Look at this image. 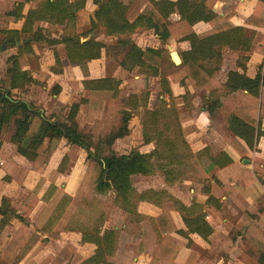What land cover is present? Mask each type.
<instances>
[{"label":"trees","instance_id":"1","mask_svg":"<svg viewBox=\"0 0 264 264\" xmlns=\"http://www.w3.org/2000/svg\"><path fill=\"white\" fill-rule=\"evenodd\" d=\"M86 3L87 0H41L38 8L24 13L26 2H21L0 16L2 21L8 23L23 20L20 29H4V36L0 40V51L9 48L17 50L8 57L5 75L0 78V149L3 146L2 131L6 126L13 124L11 142L16 145L17 152L32 162L35 171L43 173L49 162V157L43 152L45 141L65 139L68 144L83 149L87 159L97 162L99 174L95 189L98 193L105 194L113 191L116 194L117 204L139 218H143L138 212L140 202L147 201L160 205L168 198L174 201L183 214L187 230L181 232L187 236L190 233H197L204 239H208L213 232V227L206 220L205 214L195 213L196 205L195 207L185 206L165 190L151 189L135 193L132 176H148L160 172L169 184L183 179L205 182L207 180L205 175H202L204 178L199 177L202 172L190 174L187 170L186 166L190 159L194 156L199 159L206 156L210 158V167L222 168L232 163L233 158L227 152L212 155L208 148L194 154L182 131L177 109L167 107L164 97L159 99L154 109H148V92L143 95L140 106L139 96L131 95L129 108L122 111L121 124L114 127L107 136L100 138L95 144L93 138L83 132L79 119L81 105L88 103L90 99L84 97L74 102L67 113L46 115L41 108L22 98L21 93L37 82L28 68V55L35 53V43L45 42L50 46L64 44L66 57L71 63L86 65L92 60L99 59L103 49L107 48V44L98 39L102 30L105 35L116 37L114 46L120 48V51H125L120 62L122 70L143 68L149 69L151 75L159 76L162 73L160 50L152 47L142 48L134 41L133 35L154 30L165 42L172 36V27H174L177 33H183L180 40L189 41L191 47L180 53L183 59L180 65L169 60L165 62L163 69L167 66L176 82L184 84L190 80L195 88L209 89L214 97L211 96L208 99L207 110L212 113L221 106V96L239 90L246 91L254 98L260 96L264 88V65L261 64L258 67L254 77L249 76L244 61L248 60L247 56H242L239 60V66L243 68V71H229L225 82L213 76L222 64L223 47L250 51L254 45L255 33L247 34L244 26L231 25L216 13L213 10L215 0H150L144 10L133 19L129 16V6L124 0H93L97 9L91 21V27L87 31L78 33L76 28L78 12L85 8ZM174 13L180 16V19L175 22L171 20V15ZM255 19H257L256 13L246 22L264 24L263 20L255 21ZM42 22L63 24L65 30L59 37L50 36L49 30L38 24ZM199 22L210 23L212 27L208 31L197 33L192 27ZM255 48L264 54V35L257 41ZM55 60L56 65H62V59L56 51ZM52 71L63 72L56 67H53ZM81 83L83 91H112L113 95H117L122 77L85 78ZM60 90V85L54 87L55 94L60 93ZM165 92L170 96V87H167ZM141 106L147 109L142 122L139 146L154 143L155 147L149 152H143L140 149L141 146H135L129 153H119L115 150L114 143L117 139L131 134L130 121L134 112ZM101 109L102 106L99 113ZM257 112L255 105L245 102L227 119L228 129L251 148L261 136H264L262 121L257 119ZM67 160L68 156L65 155L58 167L59 172H65L64 165ZM49 188L54 186L51 185ZM204 188L209 190L207 186ZM71 198L70 194H65L47 223L39 228L28 216L11 205L10 198L4 196L0 203V234L7 224L8 217L16 218L21 222L15 237L4 251V258L11 264H20L39 237L37 231L58 237L59 234L52 231L53 225L61 217ZM209 201L216 202L213 196H210ZM162 220L170 225L164 213L157 217L159 224ZM103 225L92 229L83 227V242H92L97 248L95 253L82 264H103L107 256L114 253L117 245L116 233L114 229L103 230ZM163 230L169 233L172 227H163ZM168 242L174 241L163 237L155 259L150 264H157L158 258L162 257V244ZM166 250H169L168 245ZM259 261L258 264H264V255Z\"/></svg>","mask_w":264,"mask_h":264},{"label":"rangeland","instance_id":"2","mask_svg":"<svg viewBox=\"0 0 264 264\" xmlns=\"http://www.w3.org/2000/svg\"><path fill=\"white\" fill-rule=\"evenodd\" d=\"M26 4L40 2L41 0H22ZM129 6V16L135 18L142 12L150 0H124ZM19 0H0V16L10 10ZM30 2V3H29ZM28 5L25 11L28 10ZM97 6V5H96ZM86 8L78 12L76 28L78 33L87 31L91 27L94 12L97 9ZM178 15L173 14L171 20H178ZM23 20L19 22H4L0 18V40L4 36V29L20 28ZM46 27L48 34L59 37L65 30V25L60 23L49 24L48 22L38 23ZM99 30L101 28L99 27ZM148 32V31H147ZM133 35L136 43L144 49L148 47L160 50L161 74L151 75L149 69L133 68L122 70L120 62L125 51H120L116 45V37L105 35L102 30L98 39L107 44L103 49L99 59L92 60L86 65L71 63L66 57L64 44L50 46L45 42L35 43V53L28 55V67L37 76L36 83L21 93L22 98L32 101L33 104L41 108L46 115L57 113H67L74 102L86 97L90 99L88 103H83L80 107L79 119L83 132H91L94 135V143L107 136L114 127L121 124L122 111L129 108V97L139 96L138 104H142L143 95L149 93L148 107L157 106L161 96L167 101V107L176 108L179 114L182 109L193 106V100L200 101V107L206 104V94L201 91H194L192 94L188 87L180 86L173 80L171 71L167 66L163 69L165 62L172 60L171 52L181 53L186 44L180 40L177 29L172 27V36L167 41H162L159 36L150 30ZM85 39V38H84ZM139 45V44H138ZM55 51L62 59V65H56ZM17 52L16 48H9L0 51V78L4 77L7 68V59L11 54ZM173 61V60H172ZM62 69V73L52 71V68ZM222 67L220 76L223 77ZM97 77H122V83L117 95L112 91H83L82 80L85 78ZM60 85V93L55 94L54 87ZM171 89V95L166 91ZM185 93V94H184ZM163 94V95H162ZM100 106H102L99 113ZM145 107H139L130 121L132 135L119 144L118 152H128L135 146H139L142 122L145 117ZM13 124L6 126L2 131L3 146L0 149V200L5 194L8 195L11 205L17 211L28 216L34 224L42 228L52 216L57 204L65 194L71 193V201L66 206L54 225L52 231L59 236L37 231L38 238L30 247L20 262L22 264H77L80 257L75 255L73 248L75 244L67 246L65 249V238L73 240L71 234L65 231L74 228L92 229L97 226H110L116 233L117 242L120 238L139 232L144 228L145 235L151 240V222L144 218H139L134 213H128L116 202V194L109 191L105 194L98 193L95 189L98 177V164L92 159H87L86 152L78 146H72L63 139H53L45 141L43 152L49 157L46 170L41 175L34 173L33 164L17 152V147L11 142ZM141 146V147H140ZM140 149H145L140 145ZM68 156L64 165L65 172L61 173L58 167L62 158ZM194 156L187 164L190 174L204 172L208 161L201 162ZM138 184H140L138 182ZM137 184V185H138ZM51 185L54 188H49ZM52 189V191H51ZM134 192L138 193L137 187ZM48 196V197H47ZM47 197V199H46ZM6 229L0 236V264H11L4 258V251L11 242L8 238L19 227V220L7 218ZM142 222V223H141ZM48 235V238L45 236ZM7 242L6 247H1ZM75 245V246H74ZM221 248V247H220ZM219 248V249H220ZM75 249V248H74ZM220 251H223L221 248ZM73 252V253H72ZM216 250V255L218 256ZM220 259V258H219ZM218 260H215L218 264ZM220 264V262H219Z\"/></svg>","mask_w":264,"mask_h":264},{"label":"crops","instance_id":"3","mask_svg":"<svg viewBox=\"0 0 264 264\" xmlns=\"http://www.w3.org/2000/svg\"><path fill=\"white\" fill-rule=\"evenodd\" d=\"M21 2L25 1L19 0L11 9ZM31 3L33 4H25V7L26 5L29 6L28 10L38 8L40 2L32 1ZM95 6L93 0H87L83 9H93ZM213 10L231 25L244 26L247 34L254 35L255 33L254 45L250 51H238L228 46L223 47L222 64L213 76L225 82L229 71H243V68L239 66V60L242 56H247L248 60H244L247 73L249 76L254 77L258 67L261 64L264 65V54L255 48L257 41L264 35V24H248L246 21L254 13L257 17L255 21H264V0H215ZM27 11L24 8V13H27ZM211 27L210 23L199 22L192 28L197 33H203L210 30ZM183 42L186 44L183 51L191 47L189 41ZM138 44L140 45V43ZM222 67L226 68L223 71V74L225 73L223 77L220 76ZM33 76L37 77L34 72ZM175 83L188 87L192 94L194 91H201L206 94V104L200 107V101L194 99L193 106L182 109L180 114L182 131L192 152L196 154L204 148H208L212 155L227 152L233 158V162L222 168L210 167L209 157L204 156L201 159L197 157L200 162L203 159H206L204 162L208 161L207 167L199 176L204 178L202 175H205L207 178L205 182L183 179L169 184L165 181L163 175L157 172L148 176L133 175V185L137 187L139 192L151 189L165 190L185 206L195 207L196 205L195 213L205 214L206 220L213 227V232L208 239H204L197 233H190L189 236L184 235L181 231H186L187 226L183 214L174 201L168 198L160 205L147 201L140 202L138 205L139 214L151 222V240L148 239L149 234L148 236L145 235L144 228L139 229L138 233L120 238L114 253L107 256V260L103 264H150L155 259L163 237H167L174 242L162 244V257L158 258L157 264H217L215 260L219 258L218 264L219 262L220 264H258L260 257L264 255V136H261L254 147L251 148L243 139L228 129L227 119L238 107H241L245 102H250L257 107V119H261L262 129L264 130V88L258 98L251 97L243 90L221 96V106L210 113L207 110V101L211 96H214L210 94L209 89L195 88L190 80H187L184 84L176 81ZM163 97L161 96V98ZM155 107L154 104V107L148 109H154ZM130 128L132 133V126ZM84 133L94 138L93 133L87 131ZM131 135L117 139L114 143L115 150L118 151L119 144ZM143 146L145 148L141 150L143 152H149L155 147L154 143ZM130 151L121 153H129ZM33 171L38 175L42 174ZM205 186L209 190H205ZM4 196L6 195L4 194L1 200ZM210 196H213L216 202L209 201ZM6 197L9 198L8 195ZM216 203L220 206H217ZM163 213L166 214L170 225L165 220H162L160 224L158 223L157 217ZM32 223L34 224V222ZM7 226L3 228L0 236ZM169 226L172 227L169 233L163 230V227ZM104 229L113 228L103 226ZM17 230L13 232L12 237L8 238L9 241L7 242L12 241ZM65 233L74 236L73 240L65 238V249L71 244L76 245L73 252L77 257H80L77 264H82L95 253L97 246L92 242H83L82 240L83 228L77 230L70 228ZM45 237L48 238V235ZM7 242L2 244L1 247L5 248ZM167 245L169 246L168 251L166 250ZM220 247L223 248V251H220ZM216 250L218 256H215Z\"/></svg>","mask_w":264,"mask_h":264},{"label":"water","instance_id":"4","mask_svg":"<svg viewBox=\"0 0 264 264\" xmlns=\"http://www.w3.org/2000/svg\"><path fill=\"white\" fill-rule=\"evenodd\" d=\"M171 58L176 65H180L183 62V59L178 51H172Z\"/></svg>","mask_w":264,"mask_h":264}]
</instances>
